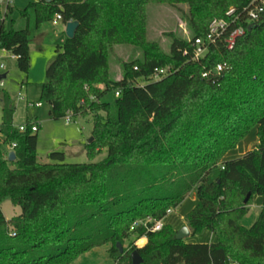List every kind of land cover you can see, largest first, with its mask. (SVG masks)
Instances as JSON below:
<instances>
[{"label":"trees","instance_id":"obj_1","mask_svg":"<svg viewBox=\"0 0 264 264\" xmlns=\"http://www.w3.org/2000/svg\"><path fill=\"white\" fill-rule=\"evenodd\" d=\"M150 3L188 8L191 37L174 38L166 56L155 43L145 41V7ZM261 3L47 0L35 4L37 26L56 14L64 24L78 23L74 36L57 47L46 68L40 99L49 105L54 120L91 116L93 140L85 152L92 158L105 150L106 157L98 163L70 164L64 162L63 153L52 152L51 163L38 162V135L13 127L15 109L8 95L0 94V135L4 144H15L13 162L0 153V203L8 199L20 208V214L9 220L0 208V264H71L103 245L110 246L113 264H131L133 251L143 264L229 260L264 264V13L248 24L250 11ZM214 19L234 20L233 27L243 26L246 33L232 50L219 42L193 61L192 43L205 38ZM119 43L140 48L143 59L126 63L122 78L114 81L108 48ZM2 50L17 56L19 71L28 73V29H8L0 16ZM218 64L224 68L216 74L212 70ZM162 67L171 73L148 82L153 70ZM204 72H211L206 79ZM136 82L145 84L140 87ZM117 90L120 96L114 102L103 100ZM254 127L255 149L223 160ZM192 191L197 203L185 219L190 235L208 230L216 236L215 243H185L166 226L155 233L142 227L130 231L135 221L165 218ZM255 195L262 197V206L246 228L240 221ZM143 236L147 243L134 247ZM144 242L140 240L139 246Z\"/></svg>","mask_w":264,"mask_h":264},{"label":"rangeland","instance_id":"obj_2","mask_svg":"<svg viewBox=\"0 0 264 264\" xmlns=\"http://www.w3.org/2000/svg\"><path fill=\"white\" fill-rule=\"evenodd\" d=\"M12 2L15 6L11 14L6 17L5 25L8 29L11 27L15 30L28 29L30 55V68L28 73L24 74L19 71L16 60L10 58V53L0 51V65L4 66V69L0 70V76H5L0 81V94H7L11 105L15 109L12 121L13 127L22 124H40L39 131L36 133L38 135L36 159L40 163H51L52 161L48 158V155L52 152L63 153L64 162L70 164L98 163L102 161L106 157L105 150L96 153L92 158L87 156L85 152V145L92 137V117L73 118L71 123H67L64 118L51 119L49 105L40 99V85L46 81L45 71L54 59V49L56 46H61L66 38L62 23L59 22L58 26H53V17L51 20L44 21L37 26L34 5L40 2L34 0H12ZM187 12L188 8L185 4L150 3L146 5L145 41L155 43L165 56L170 53L174 38L188 41L191 37V31L186 18ZM142 59L143 52L140 48L125 43L109 46L108 69L110 78L114 81L120 80L126 63ZM98 88H102V86L99 85ZM115 99L113 92L108 93L103 98L105 102L110 103L114 102ZM36 103H41V106L35 107L34 104ZM1 122L2 111L0 105V125ZM253 131L257 136L256 127L253 128ZM249 133L250 131L246 137ZM245 138L239 142L244 141ZM235 149L236 147L230 151H235ZM6 152L7 145L3 143L0 135V153L4 158H6ZM9 166L12 167L11 164ZM259 197L262 203L263 199L261 196ZM0 208L4 217L8 219L20 214V208L13 206L8 199L0 203ZM257 210L249 209L241 219L240 224L249 228L257 218ZM179 214L178 212L173 216H166L163 219V226L176 230L182 228L186 215L184 221H181ZM214 237L217 241L216 236ZM209 238L210 232L203 230L194 236L190 235L186 241L193 244H202L206 243ZM131 241L132 239L127 240L124 247H128Z\"/></svg>","mask_w":264,"mask_h":264},{"label":"built area","instance_id":"obj_3","mask_svg":"<svg viewBox=\"0 0 264 264\" xmlns=\"http://www.w3.org/2000/svg\"><path fill=\"white\" fill-rule=\"evenodd\" d=\"M34 1L40 2L42 0H34ZM12 5H13L12 0H0V15L2 18L6 19L8 11L12 7ZM232 13H233L232 11H229L227 13V16H231ZM260 13H264V0H262V3L259 7L250 11L248 24L256 22L259 19ZM61 21H62L61 14H56L52 21V24L56 25L58 22ZM233 23L234 20L230 22L227 19H214L213 21H211V23L208 26V30L205 38L196 39L192 43L193 52L191 59L193 61H199L207 53V50L211 45H216L219 42L222 43L226 49L232 50L236 44V41L246 33V29L243 26L233 27ZM183 55H187V50L183 51ZM10 58L16 60L17 56L10 54ZM223 68L224 66L222 64H218L212 70V72L219 74L220 72H222ZM2 69H4V66L0 65V70ZM134 70L136 71L137 68L135 67ZM170 73H171V69L169 67L155 68L151 73V75L148 77V82L160 81L163 78L167 77ZM210 73L211 72H204L202 74V78L204 79L208 78L210 76ZM1 80L2 79H0V81ZM144 84L145 83L143 82L135 83L136 86H140V87H142ZM114 95L115 97H119L120 92L117 90L114 92ZM34 106L40 107L41 103H36L34 104ZM65 120L67 123H71L72 121L70 115H67L65 117ZM15 128L19 132H26L29 130L31 133H37L39 131V126L36 123L22 124ZM14 147L15 144L7 145L8 152H6V155L9 154L10 152H13ZM172 210L173 209L168 210L166 216L169 215L172 212ZM163 219L154 220L151 217H147L144 220L135 221L130 227V231H134L135 229L142 227V229H144L146 233L159 232L164 227ZM141 238H145V236ZM141 238L137 239L134 242V247L138 248L137 241L140 240ZM227 264H238V263L236 261L229 260Z\"/></svg>","mask_w":264,"mask_h":264},{"label":"crops","instance_id":"obj_4","mask_svg":"<svg viewBox=\"0 0 264 264\" xmlns=\"http://www.w3.org/2000/svg\"><path fill=\"white\" fill-rule=\"evenodd\" d=\"M14 6H15V4L13 3L12 7L10 8L11 10H10L9 14H11V12L13 11ZM61 23L63 25L64 34H65L66 24H64L63 21H61ZM58 25H59V22L53 26H58ZM65 37H66V35H65ZM57 47H59V46H56V48L54 49V56H55V52H56ZM36 124L40 128V124L39 123H36ZM253 132L254 131L252 129L250 131L248 137H246L244 139V141L238 143L235 151L228 152L227 155L224 156L223 160L229 161V160L238 159V158L242 157L244 154H246L247 152L254 150L256 145H257L258 140H257V136H255V133H253ZM7 152H8V148H7ZM196 203H197L196 194H195V191H192L187 196V198L177 208L172 210V212L169 215L173 216L175 213L179 212L180 213L179 214L180 220L184 221V216L187 215L195 207ZM261 206H262V203H261L260 197L259 196H253L249 209H255V210L258 209L257 212L259 213ZM169 215H167V216H169ZM5 219L9 220L8 218H5ZM183 225H184L183 227H187L186 220L183 222ZM182 228H180V229H182ZM173 230L175 232L179 231L176 229H173ZM214 236L215 235L210 232L209 240L206 243H202V244L215 243L216 240H215ZM187 238L184 239V242L185 243H191V242L186 241ZM142 239H144L145 242L142 246H139L137 244L138 248H142L147 243L146 238H141L140 240H142ZM140 240H138V241H140ZM138 241H137V243H138ZM191 244H193V243H191ZM198 244H201V243H198ZM109 248H110L109 245H103L100 247L93 248L90 251L80 255L78 258H76L74 261H72L71 264H113V261L108 254Z\"/></svg>","mask_w":264,"mask_h":264},{"label":"water","instance_id":"obj_5","mask_svg":"<svg viewBox=\"0 0 264 264\" xmlns=\"http://www.w3.org/2000/svg\"><path fill=\"white\" fill-rule=\"evenodd\" d=\"M78 26L77 22L71 21L66 23V29H65V35L67 39H71L74 36L75 30ZM4 75L0 76V79H4ZM92 137L89 139L88 143L92 142ZM15 158L14 152H10L8 154V161L9 162H13ZM250 195H248L245 199L244 202H247V200L249 199ZM190 235V232L188 230L187 227H183L182 229H180L178 232H176V238L178 240H184L185 238H187ZM120 249V251H122L121 246L118 244L117 245ZM131 257V264H143V260L141 259V257L139 256L137 251H133L130 255Z\"/></svg>","mask_w":264,"mask_h":264},{"label":"bare ground","instance_id":"obj_6","mask_svg":"<svg viewBox=\"0 0 264 264\" xmlns=\"http://www.w3.org/2000/svg\"><path fill=\"white\" fill-rule=\"evenodd\" d=\"M138 245L140 244V241H138V243H137Z\"/></svg>","mask_w":264,"mask_h":264}]
</instances>
